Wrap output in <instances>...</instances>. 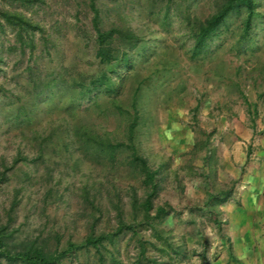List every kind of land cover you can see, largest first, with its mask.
Returning a JSON list of instances; mask_svg holds the SVG:
<instances>
[{"label":"rangeland","instance_id":"obj_1","mask_svg":"<svg viewBox=\"0 0 264 264\" xmlns=\"http://www.w3.org/2000/svg\"><path fill=\"white\" fill-rule=\"evenodd\" d=\"M28 1L0 0V264L32 247H72L56 264L215 261V198L238 184L221 177L264 119V0L201 46L229 0ZM5 11L39 30L19 43Z\"/></svg>","mask_w":264,"mask_h":264},{"label":"crops","instance_id":"obj_2","mask_svg":"<svg viewBox=\"0 0 264 264\" xmlns=\"http://www.w3.org/2000/svg\"><path fill=\"white\" fill-rule=\"evenodd\" d=\"M261 122L260 128L247 131L243 141L234 147L235 154L228 163L232 167L230 179L221 177L228 185L231 179H238V184L227 199L215 198L227 200L219 208L228 223L212 247L225 240L229 244L218 246L219 256L209 264H264V119ZM258 132L261 133L257 135Z\"/></svg>","mask_w":264,"mask_h":264},{"label":"trees","instance_id":"obj_3","mask_svg":"<svg viewBox=\"0 0 264 264\" xmlns=\"http://www.w3.org/2000/svg\"><path fill=\"white\" fill-rule=\"evenodd\" d=\"M21 4H24L26 2H29L28 0H19ZM236 4L237 7H240L241 5H245L249 9V14H252L255 6V0H229V3L226 4V6L220 11V13L217 16L212 17L210 20L206 22V27L202 28L197 40V46H201L205 40L209 37V34H211L213 31L217 29L219 24L222 22L224 17L232 10V8H236L234 5ZM1 18L10 26L14 27L17 32V39L19 40V43H24V35L27 34H33L35 30H39L36 24L32 23L30 19H27L23 14L13 11H5L1 13ZM99 36V42H103L104 40L112 39L113 34H119L120 32L118 30H110L107 32H101L99 29H96ZM121 34V33H120ZM31 45H33V40L30 39L29 42ZM100 54L103 58H108V52L106 50H100ZM127 62V59L125 60ZM145 170V178L146 182L152 184L155 175L157 174L156 171H150L146 165L143 166ZM156 191V185L152 184V193L148 195L147 200L144 204L146 211L149 209H152V202L151 197L154 195ZM165 213V210L163 208H158L156 210V216L163 215ZM128 228V227H127ZM87 244H93L92 242ZM95 244V242H94ZM2 245V244H0ZM73 248L69 247L66 251L63 253H53V254H47L43 252L42 250L38 249H26L19 252L14 251V254L10 253L9 251H5L4 256L11 262H20L22 264H56L61 257L66 256L65 252H70Z\"/></svg>","mask_w":264,"mask_h":264}]
</instances>
